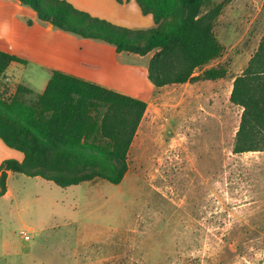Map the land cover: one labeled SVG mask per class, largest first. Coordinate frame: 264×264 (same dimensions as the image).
I'll return each instance as SVG.
<instances>
[{"label":"rangeland","instance_id":"374dc122","mask_svg":"<svg viewBox=\"0 0 264 264\" xmlns=\"http://www.w3.org/2000/svg\"><path fill=\"white\" fill-rule=\"evenodd\" d=\"M222 2L213 31L224 50L204 69L226 77L150 94L120 184L8 174L0 264H264V152L232 153L242 109L229 100L264 34V0H207L204 10ZM126 12L116 26H154L136 3ZM133 56L145 71L153 53ZM22 70L37 89L44 72ZM0 144L2 162L17 160Z\"/></svg>","mask_w":264,"mask_h":264},{"label":"trees","instance_id":"16d2710c","mask_svg":"<svg viewBox=\"0 0 264 264\" xmlns=\"http://www.w3.org/2000/svg\"><path fill=\"white\" fill-rule=\"evenodd\" d=\"M14 1L30 8L40 22L112 45L117 53H153L147 78L155 88L226 77L222 67L204 69L224 50L213 31L224 2L205 11L207 0H135L154 26L132 30L65 0ZM11 63L26 62L0 51V78ZM26 94L31 91L20 85L14 94L0 93V141L22 155L21 161L0 164V197L7 192L8 172L39 177L60 188L97 179L121 183L146 102L57 70L41 94L30 99ZM229 100L242 109L232 153L264 152V34L234 78Z\"/></svg>","mask_w":264,"mask_h":264},{"label":"crops","instance_id":"0c3cea01","mask_svg":"<svg viewBox=\"0 0 264 264\" xmlns=\"http://www.w3.org/2000/svg\"><path fill=\"white\" fill-rule=\"evenodd\" d=\"M65 1L78 10L115 25L119 20L117 16H125L131 5L136 3L135 0ZM139 15H142L140 16L142 24H146L147 16L151 17V15ZM27 22H30V25ZM0 51L26 62L11 63L3 78H0L2 82L0 93L7 95L14 94L19 85L31 91V94L25 95L27 99L41 94L54 70L142 100L146 104L150 94L159 89L149 82L147 67H144L145 71H139L133 65L131 59L134 60L132 57L135 54L117 53L114 46L102 41L83 39L59 31L49 23L40 22L30 8L14 0H0ZM29 65H34L44 72L37 89L25 83L24 77L20 75L22 69ZM13 151L9 153H14L13 156L21 161V153ZM3 159L0 158V164Z\"/></svg>","mask_w":264,"mask_h":264},{"label":"built area","instance_id":"2783aa9c","mask_svg":"<svg viewBox=\"0 0 264 264\" xmlns=\"http://www.w3.org/2000/svg\"><path fill=\"white\" fill-rule=\"evenodd\" d=\"M25 238H26V239H28V237H27V236H26Z\"/></svg>","mask_w":264,"mask_h":264}]
</instances>
